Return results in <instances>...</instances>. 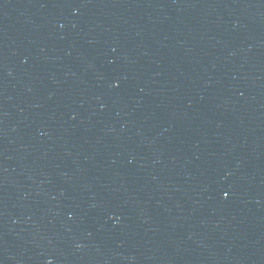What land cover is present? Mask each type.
<instances>
[{
    "label": "water",
    "instance_id": "1",
    "mask_svg": "<svg viewBox=\"0 0 264 264\" xmlns=\"http://www.w3.org/2000/svg\"><path fill=\"white\" fill-rule=\"evenodd\" d=\"M0 264H264V0H0Z\"/></svg>",
    "mask_w": 264,
    "mask_h": 264
}]
</instances>
